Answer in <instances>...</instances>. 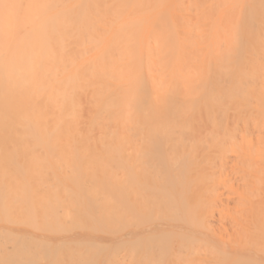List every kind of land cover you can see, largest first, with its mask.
Segmentation results:
<instances>
[{
  "label": "bare ground",
  "instance_id": "obj_1",
  "mask_svg": "<svg viewBox=\"0 0 264 264\" xmlns=\"http://www.w3.org/2000/svg\"><path fill=\"white\" fill-rule=\"evenodd\" d=\"M61 163L125 197L95 165L74 216ZM25 221L73 264H264V0H0V264Z\"/></svg>",
  "mask_w": 264,
  "mask_h": 264
},
{
  "label": "rangeland",
  "instance_id": "obj_2",
  "mask_svg": "<svg viewBox=\"0 0 264 264\" xmlns=\"http://www.w3.org/2000/svg\"><path fill=\"white\" fill-rule=\"evenodd\" d=\"M69 155H70V154H69ZM69 155H67V156H69ZM77 155H78V154L75 155V158H76ZM55 156H56V155H52V156H49V157L53 159V158H55ZM86 156H87V157H85V158H88L89 156H94V155H89V156L86 155ZM99 156H100V157H99L100 159H103V158H101L102 155H99ZM57 157H58L59 159L62 158V159H60V160H63V159L65 158L64 155H58V156H56V158H57ZM70 157H71V156H70ZM73 157H74V155H73L71 158H73ZM102 157H104V156H102ZM110 157H111V156L108 155V158H110ZM78 158H79V159H78ZM93 158L95 159V156L92 157V159H93ZM77 159L82 161V160L84 159V158H83V155H78ZM90 159H91V157H90ZM90 159H89V160H90ZM96 159H97V158H96ZM100 159H98V160H100ZM123 159H124V158H123ZM98 160H97L96 162H98ZM81 161H80V163H81ZM82 162H83V161H82ZM80 163H79L80 168L82 167V169H83V168H84V169H87V167H86L85 165L88 164V163H86V164H84V165H83V164H80ZM61 165H63L64 168H65V169L63 170V168H62L63 166H61V167H60V170L62 169V173H63V171H64V174H65L66 179H65L64 175H61L62 173H60L61 171H59V169L56 170L58 167L55 166L56 169H55V167H54L53 170H52V169L49 170L51 173L55 170V171L57 172V174H55V176H56V177L58 176V178H60V176H61V178H63V179L61 180V178H60V179H57V178L54 177L56 180H60V181H59L60 183H62L63 181H65V183H66L67 180H68L69 183H70L71 186H72L71 180H73V179H72L71 176L73 175V177H75L74 179H76V180H77V178H78V181H77V182H78V185H77V187H76V188H75V186H74V187H71V188L74 189V191H72L73 189H71L70 186L67 185V184H69L68 182H67V184L62 183L63 186L66 185V186H64V187L67 189V191H65V192H66V193H65L66 196H64V194H62V193H61V195H63L65 198H67V201L70 202L71 197H72L75 193H76V195L78 194L77 197H82L83 193H80V192H81V190H82L83 187H84L85 189H83L84 191H82V192H84L85 194H86L87 192H89V193L87 194L89 197H86L87 200L84 198V197L86 196L85 194H84V197L80 198V199H81V200H80L81 203H82V202H85V203H82V204H80L79 201H78L79 203H77V201H76L77 197H76V195L74 196V197H76V198H74L76 202L73 201L74 204H71L72 207H74V206L76 207V206H77L76 203H77V204H79V206H80V205H83V207H84V204H85V208H84V209H81V211H78V209H79L80 207H79V208L76 207V208H77V211H76V210H75L76 208L73 209V208L71 207V208L73 209L72 212H75V213H74V214L71 213V211H70L71 209H70V210H69V211H70V214H71L70 217L73 219L74 217H72V214L75 216V215L77 214L76 212H83V213H81V217L84 216V215L89 214V213L91 212V210H92V206L90 205L92 202H89V201H91L90 199L93 198V197L90 198V196H92V194L95 193L94 191L96 190V188H97V186H98L97 183L100 182L99 179L101 178V177L98 176L97 174L101 173L100 171L104 170V167H103L102 165H99V166H98V165L95 163V165H97L96 167H100V166L102 167V169L99 170V171H98V170H97V171L94 170V172H93L94 175L96 174V176L99 177L98 179H96V178L94 177V175H92V174H93V173H92L93 170L91 171L92 167H95V165H87V166L90 168V169L88 168V170H90V171H89V172H90L89 174H90L91 176H93V177H91L89 174H87L88 172L83 173V174H84V177H85L86 175H89V181H88L86 184H88L89 182H91V181H90L91 178H92V179L95 178V182L92 180L94 183L91 182V184L93 183L92 185H91V184H88V188L90 187V189H91V187H92V190H93V188H94L93 186L96 185L95 190H94V191L90 190V191H91V192H90V191H87V190H86V189H88V188H86L87 185L85 184V182H86L85 180H86L88 177H86V178L83 179V174L81 175L80 173H78V172L81 170V169L79 170V166H77V167L72 166V169H71V167H70V166L68 167V165H65V164H63V163H61ZM66 166H67V167H66ZM96 167H95V168H96ZM101 167H100V168H101ZM68 168H70V170H69ZM73 168H74V169H73ZM112 168H114V167H112ZM75 169H76V170H75ZM77 169H78L79 171H78ZM105 169H106V171L108 170V168H105ZM118 169H119V168H118ZM124 169H126V168H121V169H119V170L122 171V170H124ZM149 169L152 170V168L148 167V168L146 169L147 172L149 171ZM47 170H48V169H47ZM67 170H68V171H71V170H72V173L70 172L72 175H71ZM73 170H75V172H74ZM88 170H87V171H88ZM109 170H110V169H109ZM112 170H113V173H114V170H115V169H112ZM112 170L109 171V174H108V172H106L105 170H104V171L106 172L107 175H110V174H113V173H111ZM119 170H118V171H119ZM131 170H132V169H131ZM131 170H130V169L128 170V168H127V170L124 171V172L131 171ZM55 171H54V172H55ZM84 171H85V170H84ZM115 171H116V170H115ZM120 171H119V172H120ZM134 171H135V172H134ZM76 172H77L78 174H77ZM81 172H83V171L81 170ZM105 172H103L102 174H105ZM116 172H117V171H116ZM124 172H122V173H121V172H120V173L117 172V173L120 175V174H125ZM132 172H134V173H128L129 176H131V174L134 175V174H136L137 172H138V173H137L136 177H137V176H138V177L140 176V175H139V173H140L139 171L133 170ZM153 172H154V171H153ZM153 172H152V174H153ZM44 173H45V172H44ZM47 173H48V175H47ZM51 173L49 174L48 171L46 172V175H47L46 178H47L48 180H50V179L53 177V175H54V174L52 175ZM58 173H60V175H58ZM150 173H151V172H150ZM76 174H77V175H76ZM85 174H86V175H85ZM106 174H105L104 179H103V177H102V182L104 181L103 183H105V185H106V183H107V182H105V180L107 181V179H108ZM115 174H116V173H115ZM115 174H113L112 177L109 176V178L111 177V178L116 179V180H117V179H119V180L122 179V178H119V176H118V178H116V176H114ZM118 174H117V175H118ZM128 174H127V176H128ZM141 174H142V173H141ZM50 175H51L52 177H50ZM78 175H80V178H79ZM99 175H100V174H99ZM153 175H155V174H153ZM77 176H78V177H77ZM81 176H82V179L84 180V184L86 185V187L84 186V184H83L82 182L80 183V181L82 180V179H81ZM113 176H114L115 178H114ZM125 176H126V175H125ZM129 176L127 177V179H129V178L133 179L132 176H131V177H129ZM134 176H135V175H134ZM147 176H148V174L146 173L145 178H147ZM149 176H150V175H149ZM149 176H148V177H149ZM151 176H152V175H151ZM120 177H121V176H120ZM136 177H135L134 179H137ZM141 177H142V175L140 176V178H141ZM152 177H154V176H152ZM152 177H151V178H152ZM44 178H45V177H44ZM54 178H53V180L55 181ZM106 178H107V179H106ZM79 179H80V180H79ZM87 180H88V179H87ZM96 180H97V181H96ZM108 180H109V179H108ZM125 180H126V179H125ZM51 181H52V179H51ZM96 182H97V183H96ZM103 183H102V184H103ZM81 184H83V186H81ZM100 184H101V182H100ZM62 185L59 184V187L62 186ZM89 185H90V186H89ZM105 185H99V186H105ZM67 186H68V188L71 189L72 193L69 191L70 189L68 190ZM79 186H81V187H79ZM49 187H50V186H49ZM59 187H58V188H59ZM105 187H106V186H105ZM58 188H57V191H58ZM60 188H61V187H60ZM62 188H63V187H62ZM65 188H64V189H65ZM110 188L112 189V191H110L107 187L104 188V189H103V187H102V190H101V188L99 187V188H97L98 190H96V192L99 191V189L101 190V192L99 191V192L97 193V195H96V193H95V195H96L97 197H99V196H101V197H119V198H124V197H125V193H124V192H118L119 190L116 189L117 187H116V188H115V187H110ZM113 188H114V189H113ZM118 188H120V187H118ZM64 189H61V190L63 191ZM76 189H77V190H76ZM105 189H108V191L105 190ZM120 189H121V188H120ZM48 190H49V189H48ZM51 190H53V188H51L49 191H51ZM59 190H60V189H59ZM61 190H60V191H61ZM113 190H114V191L116 190L118 193H117V192H114V193H115V194H114V193H113ZM121 190H122V189H121ZM123 190H124V189H123ZM123 190H122V191H123ZM102 191H104L105 194H104ZM109 191H110L111 193H110V194H107V193H109ZM74 192H75V193H74ZM93 192H94V193H93ZM106 192H107V193H106ZM46 193H47V192H46ZM51 193H52V191H51ZM55 193H56V191H55ZM57 193H59V191H58ZM63 193H64V192H63ZM73 193H74V194H73ZM80 194H81V195H80ZM56 195H57V194H56ZM64 197L61 196V198H59V195H58V198L61 199V202H60L61 205H60V206L63 207V208H66L68 205H70L71 202H70L69 204H68V203H65V202H67V201L63 202ZM94 198H96V197H94ZM99 198H100V197H99ZM74 199H73V200H74ZM82 199H83L84 201H82ZM65 200H66V199H65ZM88 200H89V201H88ZM62 203L67 204V205H63ZM88 203H90V204H89V206H88V208H87L86 206L88 205ZM64 206H65V207H64ZM56 207H57L56 209L59 210V209H58V205H56ZM69 207H70V206H69ZM81 207H82V206H81ZM89 208H90L91 210H90ZM60 209H61V208H60ZM67 209H68V207H67ZM57 210H55V214H53V215H56V216H57V214H58V213H57ZM62 210H64V209H61V212H62ZM79 210H80V209H79ZM69 211H68V212H69ZM84 211H85V212H84ZM59 212H60V210H59ZM65 212H66V211H65ZM65 212H64L63 214H67V213H68V212H67V213H65ZM37 213H38V212H37ZM63 214L60 213L59 216H61V215H62V216L59 217L58 219H57V217H55L56 219H54V222H53V220H51L50 223L52 224V223H56V222H57V224H58L59 222H61L60 220H62L63 216H66V215H63ZM68 214H69V213H68ZM38 215H40V213H39ZM78 215H80V214L78 213ZM40 216H41V215H40ZM50 216L52 217V215H50ZM47 217H49V216H47ZM51 217H49V220L51 219ZM53 217H54V216H53ZM70 217H65V218H66V220H67L68 218H69V220H70ZM78 217H79V216H78ZM46 219L48 220V218H46ZM72 219H71V220H72ZM74 219L77 220V218H74ZM42 220L44 221L45 218L42 219L41 217H39V219H38V217H37L36 223H37V224H41V223H42L41 225H42V228H43V225H45V224H44V222H42ZM47 220H46V221H47ZM63 220H64V218H63ZM76 220L71 221V222H72L71 224H74V225H75V224H76V223H75ZM67 221H68V220H67ZM67 221H66V222H67ZM66 222H65L64 225H62V224H63L62 222L59 223V224H61L62 227L64 226V228L69 227V229H70V228L72 227V226L69 224L70 222L68 221L69 226L66 225V224H67ZM26 223H28V221H25L24 223H21V225H20V224H17V225H15V226H16L17 228L25 229V230H27V231L32 232L33 235L31 236V238H32V237L34 238V237H36L37 235L44 236L45 234H46V235H45L46 237L51 238V240H50V241H51V244H50V246H49L51 249H50L49 247H47L46 245H44V244H40V243H38V247H36V249L34 248V251H35V252H38V251H40V250L42 251V249H43L42 252L47 251V252H44V253H47V254H45V255L48 256V257L43 256L44 253L40 252V254L43 256V258H42V259L40 258V259H41V260L39 259L40 261L37 260V261H38L37 263H36L35 260H36V258H38V255H39V254L37 253L38 255L36 254L37 257H35V256H33V255H35V252H32V251H33L32 247H34V246H32V244L35 243L34 241H36V240H34V239L32 240V239L29 238V237H28L27 240H25V239L27 238V236H25L24 238L21 237L22 239L20 238V239L23 241V248H24V245H25L24 250H26V248H28V249H30V251H31V252H28L29 250H28V249H27L28 251L26 250V251H27V258H29V259H27V260H29V263H30V264H48L47 261H48L51 257L53 258V256H54L53 259H55V256H56V258H58L57 255H62V254H64V252H67V251H64L63 249H61V247H59V246H61V245H63V244H62V243H59L58 240H60L61 238H60V239H58V238H59V237H62V238L65 237L66 240H67V239H68V240H69V239L71 240V237H72V239H73V234L76 232V228H75V229L72 228V231L69 230V229L67 230V229L61 228V229L64 230V231H61V232L59 231L58 233H57V232L54 233V231H53L52 233H48V232H50V231H48V232H47V231H41V230H42L41 228H40L41 230L37 229V230H39V231H37V230H35V228H33V227L31 228V227H29V226H28V225H30L29 223H28V225H27ZM48 223H49V222H48ZM22 224H23V225H22ZM25 224H26L27 226H26ZM46 224H47V223H46ZM51 224H50V226L52 227ZM24 225H25V226H24ZM41 225H39V227H40ZM54 225H55V224H54ZM61 225H60V226H61ZM65 225H66V227H65ZM70 226H71V227H70ZM28 227H29V228H28ZM44 227H45V226H44ZM53 227H54V226H53ZM55 227H57V226H55ZM75 227H76V226H75ZM43 229H44V228H43ZM57 229H58V227H57ZM73 229H74V230H73ZM52 230H53V229H52ZM58 230H59V229H58ZM39 232H40V233H39ZM63 232H64V234H63ZM68 232H69V233H68ZM34 233H35V234H34ZM38 233H39V234H38ZM66 233H67V234H66ZM56 234H58L57 237H56ZM59 234H60V235L62 234V236H59ZM47 235H48V236H47ZM52 235H53V236H52ZM68 235H69V236H68ZM70 235H71V236H70ZM58 236H59V237H58ZM63 236H64V237H63ZM52 238H53L54 240H53ZM30 239H31V240H30ZM56 239H57V240H56ZM24 240H25V241H28V242H27V243H24ZM29 240H30V241H29ZM55 240H56V242H58V244H60V245L57 246V247H56L57 244L54 243ZM36 242H37V241H36ZM53 243H54V245H55V247H56V248H55L56 250H58V249L60 248V253L58 252L59 250H58V251H54V252H57V253H53V251H52V248L54 247V245H52ZM69 243H70V245H71V246L69 245V247H73L74 244H71V243H73V242L70 241V242H68V244H69ZM28 244H30L31 247H29V246L26 247V245H28ZM36 244H37V243H36ZM36 244H34V245H36ZM68 244L66 243L67 247H68ZM17 245H19L18 242H17L16 246H17ZM41 245H44V246H42V247H44V248H46V249L44 250V248H42V247H41V249H39ZM52 246H53V247H52ZM17 247H18V246H17ZM58 247H59V248H58ZM64 247H65V246H64ZM47 248H49V251H48ZM57 248H58V249H57ZM65 248H66V247H65ZM15 249H16V248H15ZM18 249H19V247H18ZM53 249H54V248H53ZM55 249H54V250H55ZM67 249L69 250L70 248H66V250H67ZM75 249H76V248H74V250H75ZM12 250H14V249H12ZM74 250L72 251V249H71V251H72L71 253L75 252ZM51 251H52V253H51ZM61 251H64V252H61ZM76 251H77V250H76ZM69 252H70V250H69ZM8 253L11 254V255L14 254V253H16V254L12 255V256H16L18 252H16V251L14 250V251H11V252L8 251ZM33 253H34V254H33ZM48 253H50V254H48ZM67 253H68V252H67ZM67 253H65V255H66V257H67L66 260H65V255L63 256V258H64V260H65L64 262H67V264H73L72 261H74V260L78 257V256H76V255H78V254H76L75 256H73V257H75V259H72V258H71V259H68L69 256H70L71 254L68 253L69 255L67 256ZM75 253H76V252H75ZM49 255H50V256H49ZM52 255H53V256H52ZM73 255H74V254H73ZM42 256H40V257H42ZM16 257H17V258H15V261H16V259H17L16 262H18L19 254H18V256H16ZM44 257H45V258H44ZM59 257H61V256H59ZM70 257H71V256H70ZM30 258H31L32 260H30ZM52 258H51V260H50L51 263L53 262V259H52ZM58 259H59V258H58ZM58 259H57L56 261H58ZM43 260H44V261H43ZM34 261H35V263H34ZM41 261H42V262H41ZM50 261H48V262H50ZM56 261L54 260V262H56ZM70 261H71V262H70ZM75 261H78V259H76ZM62 262H63V261H62ZM18 263L23 264L22 261H19ZM18 263H15V264H18ZM51 263H50V264H51ZM76 263H77V262H76ZM55 264H56V263H55ZM61 264H62V263H61ZM64 264H66V263H64ZM74 264H75V263H74ZM77 264H78V263H77Z\"/></svg>",
  "mask_w": 264,
  "mask_h": 264
}]
</instances>
